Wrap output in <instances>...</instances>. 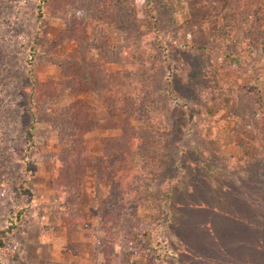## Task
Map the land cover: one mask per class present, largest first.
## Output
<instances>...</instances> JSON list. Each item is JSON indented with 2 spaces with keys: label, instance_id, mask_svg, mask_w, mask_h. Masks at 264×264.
<instances>
[{
  "label": "rangeland",
  "instance_id": "1",
  "mask_svg": "<svg viewBox=\"0 0 264 264\" xmlns=\"http://www.w3.org/2000/svg\"><path fill=\"white\" fill-rule=\"evenodd\" d=\"M263 4L0 0V102L4 107L15 103L16 112L6 132L0 117V159L3 147L13 150L0 164V235L17 209L26 208L3 238L0 264H106L98 201L110 194L111 185L98 189L97 166L85 171L79 191L58 188L57 178L75 164L65 162L70 146L59 131L68 130L72 108L80 117L86 114L93 123L87 135L90 151L102 155L128 124L136 88L146 89L147 100L136 114L144 118L140 125L136 117L130 121L145 139L136 141L140 148L135 142L130 163L136 180L147 175L137 185L145 193L134 186L123 225L111 240L110 264H158L163 246L148 229L160 216V223L172 220L170 248L181 247L178 257H165L168 264H264ZM258 17L262 22L254 33ZM174 46L181 110L170 116L171 98L163 91L170 60L163 56ZM30 67L39 121L25 162L27 119L17 112L23 109ZM114 90L116 96L122 92L123 112L109 92ZM183 121L186 140L178 154L174 139ZM196 143L205 150L196 153ZM21 179L27 193L19 187ZM165 190L169 216L161 215L159 198Z\"/></svg>",
  "mask_w": 264,
  "mask_h": 264
},
{
  "label": "trees",
  "instance_id": "2",
  "mask_svg": "<svg viewBox=\"0 0 264 264\" xmlns=\"http://www.w3.org/2000/svg\"><path fill=\"white\" fill-rule=\"evenodd\" d=\"M262 6L264 7V4ZM257 14L258 12L256 13V15ZM262 16H264L263 13ZM254 21H255V25L253 26L254 22H251L250 25L253 26L252 28H254V33H255L257 28V23L262 21H260L259 17L256 18ZM177 49L178 47L174 46L172 49L174 51H169V52L166 51L165 57L163 56L164 59L163 61H166V58L170 60L168 77L167 79H165L166 83L163 86V91L167 94V96L171 98L170 100L171 102L167 106V110L169 111L170 116L171 113L181 110L180 108L177 107L179 106L178 101L180 100L179 97L180 95H179V91L176 88L178 82L182 80V77L177 74V71L179 70L178 63H176L177 62L176 51H178ZM161 60L162 59H160V61ZM26 70H27L26 85L22 89V94H21V97L25 102L22 103L23 109H21V113L17 112V116H20V118L27 119L26 120L27 122L24 123L26 125L23 129L25 133L24 135L26 140L25 141L26 147L24 146L25 150L22 153V161L28 162L29 160L28 150L33 146L35 140V135H33L32 131L35 129L36 122H38L39 120L36 114L35 102H34L37 91L35 84L36 78L34 76V71L32 67L27 68ZM147 82L151 84V80H148ZM109 92L112 95H114L115 101L120 103L119 104L120 106H118V108L120 111L123 112L122 92L118 96H116L117 92L115 90L114 93H112L111 91ZM133 92L131 93L130 95L131 97L129 100L131 101V108H128L129 111L127 112H129L130 114L129 116L130 119L132 120L136 117L135 122L137 121L138 124L140 125L139 121H141V118L144 117L142 115L137 116L136 114L141 112L143 107V102L145 103V101L147 100L145 98L146 89L136 88L135 90H133ZM175 94H177L178 97H176L175 99L176 102L174 103V100L172 99L173 97H175ZM117 97L119 98L118 100ZM49 102L47 101L46 104H48ZM14 106L15 103L10 102L7 107H4L3 102L2 101L0 102V117H2L1 120L6 123V124H2L1 129H4L5 132L9 129L8 125L11 124L12 121H14V119L16 118V115L14 114L16 112L13 109ZM72 110L74 114L70 116L67 121L68 130H66L65 133H63V131H59V132L62 133V136H64L63 138H61L63 142L67 143V145L70 146L69 154L68 156L65 157V162L68 163L70 160H72L73 162H75V164H72L73 168H71L70 165V168L67 171H65V175L63 179L57 178L58 188L67 190L69 192H71L70 190L79 191L77 186L81 184L85 171H88L97 166L100 168L96 186L98 187V189L101 190L104 188L106 183H109L111 185L110 194L104 197L101 196L98 201L99 202L98 211L100 215L101 229L105 231L106 234V239L103 242L105 247L104 258L106 259V264H110L112 258L109 256L110 254L109 252L114 249L111 240L117 234L116 232V228H118L117 226L123 225L122 215H125L129 209V205L127 201H130L129 199L131 198L132 194L136 192L134 190V186H136L138 190L137 185H139V182L144 179V176L147 177V175L143 173L138 177L139 180H136V178L131 174L133 165L130 163L131 159L133 158V154L136 146L140 148L139 147L140 143L138 142L140 141L144 143L145 136L142 134V132H140V130L137 127L135 128L134 124L129 119V121H127L128 123L127 125H125L124 127L121 126V128L123 129H122V133L119 135L120 137L116 139L117 142L115 144L111 143V146H109V148L105 146L104 153L102 155L94 156L90 151L89 142L87 138L88 133L92 130L93 123H90L91 121L89 120V117H87V115L85 114L86 111L84 113L85 115L80 117L77 113H75L74 108H72ZM156 112L157 111H154V113ZM157 113L158 115L156 117L161 118L159 117L160 116L159 111ZM122 116H124V114H122ZM184 124L186 125V123H184L183 121V123L179 125L181 134L174 139V143L178 144V147L180 148L178 154H181L184 150L183 145L185 144V140H186L185 137L183 136V133L185 132ZM55 126L56 125L52 127L55 129L57 128L59 130L60 127H55ZM137 140L138 142H136ZM135 142L137 143V145ZM187 143L191 144V142H187ZM117 144L119 147L117 146ZM10 146L11 145L8 144L2 149L5 155L3 154L1 155L5 156V158H7L6 155L9 154L11 155L13 153V150L12 148L10 149ZM141 148L144 149L142 146ZM201 150H205V148L202 145L196 143L194 151H196V153H199ZM3 156L0 159V164L2 160H4ZM181 157H183V155ZM155 158L156 157H154V159L151 160H156ZM151 160L148 163L154 165V163ZM58 161L60 160L58 159ZM4 163L5 161L2 163V165H4ZM8 164L9 163L7 162V165ZM68 176L70 177V182H67ZM17 179L19 178L17 177ZM25 181L26 180L21 179V183L19 184V187L23 189L24 192L27 193L28 188L25 186ZM137 192H140L144 195L145 193L144 187L141 186L140 190H138ZM167 192L168 190H165L162 193V197H160L159 200H161L160 208L161 210H163L161 211L162 212L161 215H163L164 213L166 216H169L171 210L170 209L171 200L168 197V194H166ZM152 201L156 202V199L153 198ZM164 209L166 210L164 211ZM25 212H26V208H19L17 209L15 215L9 218V222H10L9 225L4 230L1 231L0 246H2L4 243L3 238L7 235L8 232H11L17 226V223L24 216ZM162 218L163 217L160 216L158 220H161ZM158 220L154 219L152 221L153 225L149 227L148 230H150L151 228L155 230L153 232V235L158 237L159 239L158 244H160V246L161 245L163 246L164 252H162V254L161 253L158 254L159 256L158 264H168L165 257H167L168 254H170L174 258L178 257L181 253V247L180 245H177L176 246L177 248L176 247H173L172 249L170 248V243H171L170 240L173 234L172 220L170 218H167L168 221H166L165 223L163 222L160 223L158 222ZM166 249L169 251L167 252ZM107 250L108 253L106 254Z\"/></svg>",
  "mask_w": 264,
  "mask_h": 264
}]
</instances>
